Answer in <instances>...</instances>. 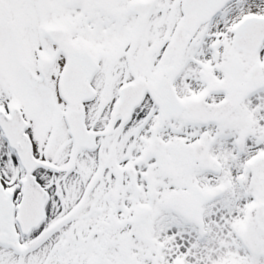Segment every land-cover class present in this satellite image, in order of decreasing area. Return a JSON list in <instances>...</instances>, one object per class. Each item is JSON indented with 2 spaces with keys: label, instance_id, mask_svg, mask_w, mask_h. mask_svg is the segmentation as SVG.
I'll return each instance as SVG.
<instances>
[{
  "label": "snow or ice",
  "instance_id": "obj_1",
  "mask_svg": "<svg viewBox=\"0 0 264 264\" xmlns=\"http://www.w3.org/2000/svg\"><path fill=\"white\" fill-rule=\"evenodd\" d=\"M0 264H264V0H0Z\"/></svg>",
  "mask_w": 264,
  "mask_h": 264
}]
</instances>
